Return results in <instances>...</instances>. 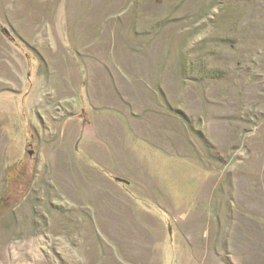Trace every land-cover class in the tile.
Wrapping results in <instances>:
<instances>
[{"label": "rangeland", "instance_id": "1", "mask_svg": "<svg viewBox=\"0 0 264 264\" xmlns=\"http://www.w3.org/2000/svg\"><path fill=\"white\" fill-rule=\"evenodd\" d=\"M0 264H264V0H0Z\"/></svg>", "mask_w": 264, "mask_h": 264}]
</instances>
